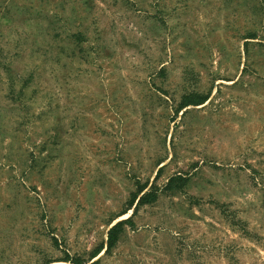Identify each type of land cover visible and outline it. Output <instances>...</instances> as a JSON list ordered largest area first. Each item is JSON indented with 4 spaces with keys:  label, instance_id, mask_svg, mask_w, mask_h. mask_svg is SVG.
<instances>
[{
    "label": "rangeland",
    "instance_id": "374dc122",
    "mask_svg": "<svg viewBox=\"0 0 264 264\" xmlns=\"http://www.w3.org/2000/svg\"><path fill=\"white\" fill-rule=\"evenodd\" d=\"M0 264H264V0H0Z\"/></svg>",
    "mask_w": 264,
    "mask_h": 264
},
{
    "label": "trees",
    "instance_id": "16d2710c",
    "mask_svg": "<svg viewBox=\"0 0 264 264\" xmlns=\"http://www.w3.org/2000/svg\"><path fill=\"white\" fill-rule=\"evenodd\" d=\"M205 99H206L205 97H193L191 99L186 100L183 103L184 104L183 106H186L189 104L197 105V104L203 103ZM146 198H147L146 202L153 200L151 195H148V194L146 195ZM142 199H144V197L140 198V201H142ZM122 224H123V221H119L109 228L108 233H107V249L112 247L114 243L116 242L117 237H118V232L121 231Z\"/></svg>",
    "mask_w": 264,
    "mask_h": 264
}]
</instances>
